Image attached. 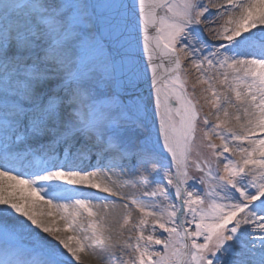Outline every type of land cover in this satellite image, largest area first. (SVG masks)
<instances>
[{"label":"snow or ice","instance_id":"1","mask_svg":"<svg viewBox=\"0 0 264 264\" xmlns=\"http://www.w3.org/2000/svg\"><path fill=\"white\" fill-rule=\"evenodd\" d=\"M89 256L264 264V0H0V264Z\"/></svg>","mask_w":264,"mask_h":264},{"label":"bare ground","instance_id":"2","mask_svg":"<svg viewBox=\"0 0 264 264\" xmlns=\"http://www.w3.org/2000/svg\"><path fill=\"white\" fill-rule=\"evenodd\" d=\"M37 212H46L48 211L47 206L41 205L36 209ZM83 264H97V261L93 257H86Z\"/></svg>","mask_w":264,"mask_h":264},{"label":"rangeland","instance_id":"3","mask_svg":"<svg viewBox=\"0 0 264 264\" xmlns=\"http://www.w3.org/2000/svg\"><path fill=\"white\" fill-rule=\"evenodd\" d=\"M222 23V22H221ZM215 42V41H214ZM189 76H190V79L192 80V81H194L195 80V73L194 72H190L189 73ZM196 175H199V173H195Z\"/></svg>","mask_w":264,"mask_h":264}]
</instances>
